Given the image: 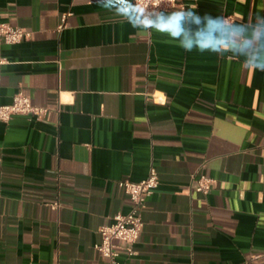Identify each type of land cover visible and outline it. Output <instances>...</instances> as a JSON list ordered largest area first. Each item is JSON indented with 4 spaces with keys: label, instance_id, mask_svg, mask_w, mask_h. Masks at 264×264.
Returning <instances> with one entry per match:
<instances>
[{
    "label": "crops",
    "instance_id": "1",
    "mask_svg": "<svg viewBox=\"0 0 264 264\" xmlns=\"http://www.w3.org/2000/svg\"><path fill=\"white\" fill-rule=\"evenodd\" d=\"M182 2L163 13L264 17V0ZM105 3L0 0V23L31 32L0 44V104L22 91L47 108L0 121V264H110L94 244L130 210L116 182L151 167L135 253L114 241L117 264H264V72L186 51ZM200 174L213 179L205 195Z\"/></svg>",
    "mask_w": 264,
    "mask_h": 264
},
{
    "label": "built area",
    "instance_id": "2",
    "mask_svg": "<svg viewBox=\"0 0 264 264\" xmlns=\"http://www.w3.org/2000/svg\"><path fill=\"white\" fill-rule=\"evenodd\" d=\"M132 4L136 12L143 14L145 18L184 6L182 0H132ZM67 15L68 13L61 14L56 31H61L67 24ZM225 18L229 22L233 21L230 15ZM30 34L31 32L25 28L0 23V44H17L28 39ZM160 100L157 98L158 102ZM46 113L47 108L34 105L30 97L22 91H18L10 103L0 104V121L4 122H8L14 115L41 120ZM212 182V178L200 174L195 179V191L203 195L207 194ZM158 184V174L153 167L150 168L148 175L139 181L134 182L124 178L116 182V185L128 195L130 210L125 214H115L110 223L100 226L98 229L100 239L94 244L97 252L106 257L110 264H117L119 248L114 243L116 240L123 242V250L127 256H132L135 253L133 245L138 240L144 225L142 212L146 208L147 197L157 188ZM242 264H251V262L245 261Z\"/></svg>",
    "mask_w": 264,
    "mask_h": 264
},
{
    "label": "clouds",
    "instance_id": "3",
    "mask_svg": "<svg viewBox=\"0 0 264 264\" xmlns=\"http://www.w3.org/2000/svg\"><path fill=\"white\" fill-rule=\"evenodd\" d=\"M104 6L115 9L117 14L125 15L131 22L132 17L127 15V9L134 6L130 0H118V4L107 0ZM136 15L139 19L133 24L134 27L164 31L172 39L178 40L179 46L186 51H210L221 56L228 52L242 58L245 71L264 72V17H258L255 22L237 24L223 16H201L191 8L147 18L140 13ZM161 18L170 23L162 25Z\"/></svg>",
    "mask_w": 264,
    "mask_h": 264
}]
</instances>
